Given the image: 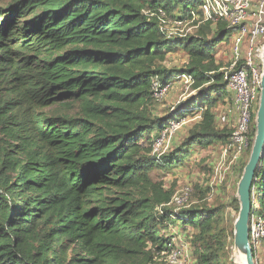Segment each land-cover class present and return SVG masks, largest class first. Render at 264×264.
I'll list each match as a JSON object with an SVG mask.
<instances>
[{
  "label": "trees",
  "instance_id": "trees-1",
  "mask_svg": "<svg viewBox=\"0 0 264 264\" xmlns=\"http://www.w3.org/2000/svg\"><path fill=\"white\" fill-rule=\"evenodd\" d=\"M201 1L0 0V264H165L170 225L189 229L192 264L226 263L224 207L176 211L153 176L233 133L213 106L244 61L226 73L217 48L236 29L206 19ZM179 50L185 63L168 65ZM187 75L193 95L163 115L141 109L154 80ZM198 112L180 145L155 151L173 120ZM252 194L264 204V160Z\"/></svg>",
  "mask_w": 264,
  "mask_h": 264
},
{
  "label": "rangeland",
  "instance_id": "rangeland-1",
  "mask_svg": "<svg viewBox=\"0 0 264 264\" xmlns=\"http://www.w3.org/2000/svg\"><path fill=\"white\" fill-rule=\"evenodd\" d=\"M201 7L202 3H197L196 8L199 9ZM166 27L170 31L182 33L195 30L192 23L172 22L171 20L167 22ZM237 37L238 30L228 36L217 48V58L223 63L226 73H229L240 59L246 61L251 50L248 43L244 42L238 47L237 51ZM263 41L264 39H260L257 45L260 46V43ZM258 46L254 45L252 48L255 50ZM258 54L259 52L253 51L251 56L258 59ZM168 58V65L181 66L187 60V53L184 50H179L174 53H168ZM190 81L191 78L188 75L175 80L171 85L167 86L168 88H166V90L156 91V93L153 94L154 99L152 100L151 98L147 100L145 106L142 105L141 109L148 108L160 115L167 113L179 102L195 93V91L189 88ZM229 92L228 96L217 100L213 108L217 113L218 127L221 129H233V131H235L241 121L240 108L236 93L230 89ZM258 103L259 99L252 104L250 125L252 123L253 113H255L254 116H256ZM199 118L200 113L198 112L193 116L188 113L187 116L180 120H175L170 130H165L161 137L155 138L153 143L155 151H159L160 153L169 152L180 145ZM225 144L224 142H215L208 147L197 144L192 148L191 156L183 165L175 168L171 172L156 169L153 171V176L156 179L163 180L167 189H174L173 201L170 203V208L176 211L189 208L192 205L203 204L209 205L210 207H224L221 227L225 229L227 240L225 264H240L239 253L234 245V226L239 214L240 203L237 209L234 199L237 197L238 183L242 176L240 172L241 167L245 161H248L252 146L249 145L238 162L232 163L231 156L227 153L225 154ZM186 192L188 193L186 194ZM177 196L184 197L182 204H178L174 200ZM256 198L257 207L264 210V204L261 203L260 196ZM169 229L175 235V246L173 247L174 249H169L167 251L168 254H166L164 258L166 261L165 263L192 264L194 253L192 254L190 246L191 238L189 229L184 228L181 230L176 225H170ZM180 249L182 252L179 257H177V260H174V258L169 259L168 256L172 253V250L175 252ZM255 258L257 264H264L263 242L260 244L259 248H257Z\"/></svg>",
  "mask_w": 264,
  "mask_h": 264
},
{
  "label": "built area",
  "instance_id": "built-area-1",
  "mask_svg": "<svg viewBox=\"0 0 264 264\" xmlns=\"http://www.w3.org/2000/svg\"><path fill=\"white\" fill-rule=\"evenodd\" d=\"M201 3V9L206 19L213 17L224 19L230 26H234L238 30L236 50L244 42H247L251 49L243 67L227 76L228 87L236 93L238 98L241 121L224 145V151L225 154L231 156V162L236 163L251 145V108L252 104L259 99L261 91L264 41L260 43V46L257 44L260 39H264V0H202ZM254 45L258 46L255 50L252 48ZM253 51L259 52L258 59L251 56ZM152 88L156 93L158 90H166L167 87H160L159 83L154 80ZM174 200L176 203L182 204L184 197L177 196ZM250 242L255 253L260 244L264 243V210L257 207L255 200L250 217ZM169 247L170 250L174 249L171 245ZM167 251H165L166 254H168ZM181 252V249L175 252L172 250L168 257L177 260Z\"/></svg>",
  "mask_w": 264,
  "mask_h": 264
},
{
  "label": "water",
  "instance_id": "water-1",
  "mask_svg": "<svg viewBox=\"0 0 264 264\" xmlns=\"http://www.w3.org/2000/svg\"><path fill=\"white\" fill-rule=\"evenodd\" d=\"M262 60L264 64V47ZM255 126L256 132L250 156L238 183L237 198L240 203V208L234 226V245L238 253L244 255V264H257L254 249L250 242V217L254 202L252 190L255 175L264 160V70L261 78V91L255 116Z\"/></svg>",
  "mask_w": 264,
  "mask_h": 264
},
{
  "label": "bare ground",
  "instance_id": "bare-ground-1",
  "mask_svg": "<svg viewBox=\"0 0 264 264\" xmlns=\"http://www.w3.org/2000/svg\"><path fill=\"white\" fill-rule=\"evenodd\" d=\"M244 255L243 254H239V263L240 264H244Z\"/></svg>",
  "mask_w": 264,
  "mask_h": 264
}]
</instances>
